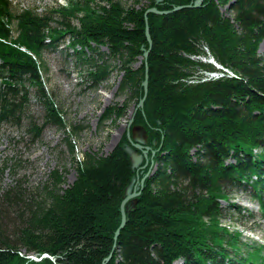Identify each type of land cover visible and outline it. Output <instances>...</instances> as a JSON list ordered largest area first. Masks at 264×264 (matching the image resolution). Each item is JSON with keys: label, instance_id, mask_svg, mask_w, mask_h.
Instances as JSON below:
<instances>
[{"label": "trees", "instance_id": "1", "mask_svg": "<svg viewBox=\"0 0 264 264\" xmlns=\"http://www.w3.org/2000/svg\"><path fill=\"white\" fill-rule=\"evenodd\" d=\"M99 1L69 0L54 12L60 28H52L48 15H13L9 0H0V124L26 119L34 143L49 126L63 131L76 173L70 185L54 169L36 190L18 179L0 193V264H264L263 244H247L221 222L227 185L250 187L264 214V0H202L198 7L199 0H139L141 8ZM232 2L233 19L221 12ZM151 8L168 14L150 13L146 22ZM66 35L91 88L114 68L123 72L127 105L109 109L103 123L125 118L128 103L144 98L148 70L156 170L117 240L136 172L127 142L105 156L75 157L72 141L81 130L67 125L42 78V55ZM211 57L227 72L204 62ZM30 90L44 108L42 124L29 115Z\"/></svg>", "mask_w": 264, "mask_h": 264}, {"label": "rangeland", "instance_id": "2", "mask_svg": "<svg viewBox=\"0 0 264 264\" xmlns=\"http://www.w3.org/2000/svg\"><path fill=\"white\" fill-rule=\"evenodd\" d=\"M68 1L9 0L13 15H18L25 10H31L37 15H48L52 18V28H60L57 24L60 20L59 15L54 12L65 8ZM117 1L127 7L145 6V3L139 0ZM96 2L100 4L99 0ZM221 12L225 17L233 19L231 7H224ZM71 24L78 26L75 20H72ZM16 26L17 22L14 20L12 26L14 34H16ZM48 42H50L49 39H47ZM71 42L70 36L66 35L57 50L49 49L44 52L41 62L44 64L42 78L46 90L53 96L67 125L81 130L72 141L75 157L77 160H82L85 153L105 156L120 143L127 142L124 146L130 158L135 153L142 157V161L141 164L135 165L131 158L136 176L127 189L125 197L131 195L135 188L139 192L141 180L149 172L156 170L154 161L156 152L153 147L157 145L159 133V129L149 130L151 126L146 116V99L140 103L142 98L138 104L135 101L128 103L125 118L114 123L110 121L103 123L104 115L109 109L118 105L120 107L127 105V95L120 91L123 72L118 67L114 68L105 83L96 89L91 88L86 80V68L76 61L74 49L70 47ZM76 49L80 48L76 47ZM99 52L108 53L104 47L100 48ZM258 53L264 59V41L260 44ZM138 63L140 64V61ZM139 66L135 65V67ZM218 76V73H213L209 77ZM30 92L32 95L29 115L42 124L44 108L34 98V91L30 90ZM138 112L139 116L136 118ZM27 129L26 119L21 121L20 125L0 124V193L18 179L28 190H36L46 182L54 169L66 172V185L72 184L76 177L75 167L63 131L49 126L44 130L40 141L34 143ZM150 137L152 145H150ZM134 145L141 149L135 148ZM144 151H148L147 157ZM225 190L228 193V201L221 203L222 224L229 227L231 231H239L242 234V240L247 244L264 245V214L260 210L258 200L253 197V190L248 186L236 190L230 185H227ZM135 201L136 199L131 201L130 207L135 205ZM236 207H239L240 211ZM128 210L129 208H126V212ZM28 258L35 262H40L43 258L52 259L49 255L42 257L32 255ZM175 264H182V262Z\"/></svg>", "mask_w": 264, "mask_h": 264}, {"label": "water", "instance_id": "3", "mask_svg": "<svg viewBox=\"0 0 264 264\" xmlns=\"http://www.w3.org/2000/svg\"><path fill=\"white\" fill-rule=\"evenodd\" d=\"M159 1H161V0H159ZM201 2H202V0L197 1V3L195 4V7H198V6L201 4ZM232 4H233V2H232L231 4H229V7H230ZM180 9H182V7H178V8H176L175 11H178V10H180ZM150 13H154V14H156V15H166V14H168V12H165V11H158L156 8H151V9L147 10L146 13H145L146 22H147V15L150 14ZM146 36H147L148 40L150 41L149 28H148V26H147V28H146ZM148 55H149V51L145 52L144 55H143V59L145 60V65L147 64V58H148ZM204 62H208V63L212 64L217 70H223V71H225L224 68H223L221 65H219V64H218V63H217L212 57H211L208 61H205V60H204ZM147 73H148V70H147V68H146V76H145V80H144V82H143V87H144V91H145V96H144V98L142 99V101H141L140 103H142V102L145 101L146 96H147V92H148V74H147ZM134 146H135V145H134ZM135 148H137V149H141V148H139L138 146H135ZM148 150H149V149H148ZM147 154H148V151H144V155H145L146 157H147ZM131 158H132V160L135 162V165H139V164H141L142 157H141L140 155H137V154L134 153V154L131 156ZM154 172H155V170H154L152 173L149 172V173L146 175V177H144V178L141 180V182H140V186H141V188H140V191H139V192H137V188H135L134 192H133L131 195H127V196L123 199V201H122V203H121V208H120V210H121V224H120V226H119V228H118V230H117V232H116L115 240H117V238H118V236H119L121 230H123L124 227H125L126 224H127L128 219H127L126 208H127V209L129 208V210H131V207H130V206H131V201L134 200V199H137V198L141 195V191H142V189H143V185H144L146 179H147L148 177H150L151 175H153ZM129 210H128V211H129ZM110 259H111V257H109V258L107 259V262L110 261Z\"/></svg>", "mask_w": 264, "mask_h": 264}]
</instances>
